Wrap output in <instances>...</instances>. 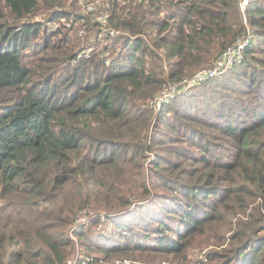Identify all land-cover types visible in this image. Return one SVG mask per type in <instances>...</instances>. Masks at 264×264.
Wrapping results in <instances>:
<instances>
[{
	"label": "trees",
	"instance_id": "trees-1",
	"mask_svg": "<svg viewBox=\"0 0 264 264\" xmlns=\"http://www.w3.org/2000/svg\"><path fill=\"white\" fill-rule=\"evenodd\" d=\"M238 3L0 0V264H64L84 207L115 225L74 230L95 262L264 264V0L241 61L149 104L236 40Z\"/></svg>",
	"mask_w": 264,
	"mask_h": 264
},
{
	"label": "built area",
	"instance_id": "built-area-1",
	"mask_svg": "<svg viewBox=\"0 0 264 264\" xmlns=\"http://www.w3.org/2000/svg\"><path fill=\"white\" fill-rule=\"evenodd\" d=\"M242 1V0H241ZM245 7L248 0H243ZM83 6L87 7L88 10L92 11L95 5L98 3H103L106 8L111 7L115 0H95L90 3H84L80 0ZM113 10H100L97 19L100 22V33L98 35L99 45H102L105 40L115 34L121 33L120 30L115 28L111 22ZM245 14V13H244ZM243 22L245 28L236 38L235 41L230 43L225 50L214 60L210 65L204 66L200 69L195 70L192 74L185 76L184 78L176 81H168V85L161 89L153 98L150 99V105L159 109L162 104L169 102L172 98L178 94L188 90L192 86H195L199 82L205 81L209 78L215 77L217 75L226 72L235 62L241 61L244 58V50L253 38V31L249 27V23L246 15L243 16ZM71 23H66V26H70ZM59 26V22L54 23V28ZM82 34V30L79 31ZM93 47L87 48L84 52L79 53L77 58L74 59L77 62L80 58L88 56ZM107 61V60H106ZM112 215L104 210H98L91 207H84L78 211L77 217L74 224L70 227L69 233L74 241V252L70 255L64 264H106L107 261L101 259L100 262H95L91 257L84 256L80 251L79 239L74 234V230L82 225H86L89 221L97 216L101 217V221L98 224V228L103 232L110 233L114 230L115 225L112 221H108L107 217ZM113 264H119V262H114Z\"/></svg>",
	"mask_w": 264,
	"mask_h": 264
},
{
	"label": "rangeland",
	"instance_id": "rangeland-1",
	"mask_svg": "<svg viewBox=\"0 0 264 264\" xmlns=\"http://www.w3.org/2000/svg\"><path fill=\"white\" fill-rule=\"evenodd\" d=\"M250 1L251 0H248V3H247V5H246V7H245V4H244V1L242 0H239V3H238V7H239V11H240V13H241V15H242V17L246 14V9H247V6L249 5V3H250ZM99 4V3H98ZM96 6V5H95ZM87 8V7H86ZM88 9V8H87ZM90 11V10H89ZM93 11V10H92ZM245 13V14H244ZM249 25V27L251 28V25L250 24H248ZM252 29V28H251ZM147 38V40L149 41V43L151 44V42H150V39L148 38V37H146ZM213 63V62H212ZM212 63H210V64H212ZM210 64H208V65H210ZM205 66V65H204ZM203 66V67H204ZM207 66V65H206ZM200 68H202V67H199L198 69H200ZM197 70V69H196ZM188 76V75H187ZM166 85H168V83L166 82L165 83V85H164V87L166 86ZM163 87V88H164ZM161 90H159V92H160ZM159 92H157V93H159ZM149 104H150V100H149ZM153 107V106H152ZM154 109H155V116L158 114V112H159V109H157L156 107H153ZM150 156V155H149ZM148 156V157H149ZM154 158V155H153V152H151V156H150V158H149V160L151 161L152 159ZM258 201H260V199L258 200ZM139 203H141V202H139V201H137V204H139ZM131 207V206H130ZM240 216H242V215H240V214H236V216L233 218V220L235 221V220H237V218H239ZM261 232H264V229L261 231ZM227 245V242H225L224 244H222V245H220L219 246V248H222V247H225ZM228 245H231L230 243L228 244ZM209 247H212V245H210ZM203 253V250H199L198 248H195V247H193L191 250H190V252H189V258H191V257H193V256H201V255H203L202 254ZM178 258H179V261H175L176 262V264H184V263H186V258H183V257H181V256H177ZM121 259V258H120ZM116 260V261H114V262H119V264H124V263H128L129 262V260L128 259H124V260ZM114 262H112V261H107V263L106 264H113ZM159 263V261H155L154 263H145V264H158ZM161 263H164V264H173V263H171V262H169V261H166V262H164V261H161Z\"/></svg>",
	"mask_w": 264,
	"mask_h": 264
}]
</instances>
